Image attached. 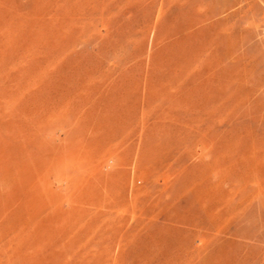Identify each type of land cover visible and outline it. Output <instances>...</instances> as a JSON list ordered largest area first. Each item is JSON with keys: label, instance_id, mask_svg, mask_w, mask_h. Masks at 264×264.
Returning a JSON list of instances; mask_svg holds the SVG:
<instances>
[{"label": "rangeland", "instance_id": "rangeland-1", "mask_svg": "<svg viewBox=\"0 0 264 264\" xmlns=\"http://www.w3.org/2000/svg\"><path fill=\"white\" fill-rule=\"evenodd\" d=\"M262 9L0 0V264H264Z\"/></svg>", "mask_w": 264, "mask_h": 264}, {"label": "bare ground", "instance_id": "bare-ground-1", "mask_svg": "<svg viewBox=\"0 0 264 264\" xmlns=\"http://www.w3.org/2000/svg\"><path fill=\"white\" fill-rule=\"evenodd\" d=\"M234 1V0H233ZM239 1V0H238ZM245 1V0H244ZM261 1V0H260ZM237 2V1H236ZM246 2H248V1H246ZM240 3V2H239ZM243 3H245V2H243ZM249 3H250V0H249ZM253 3V2H252ZM262 3H263V12H264V0H262ZM234 4V3H233ZM237 4V3H236ZM252 5V4H251ZM255 5V4H254ZM229 6V5H228ZM243 6V5H242ZM231 8V7H230ZM230 8H226V7H224L222 10H218L217 11V13L216 14H219V13H221V12H223L222 14V19H224V21H222V22H224V23H227V22H229L230 21V19H231V17H232V15L235 13H233V11L232 10H230ZM240 10H242V9H240ZM247 12V11H246ZM263 12H262V14H263ZM236 14V13H235ZM246 14V13H245ZM245 14H243V15H245ZM219 18V17H218ZM240 18V17H239ZM221 19V20H222ZM202 20V19H201ZM225 25V24H224ZM249 25V24H248ZM254 25V24H253ZM220 26V25H219ZM218 31V30H217ZM219 41V40H218ZM217 41V42H218ZM217 44V43H216ZM35 48V47H34ZM232 52V51H231ZM231 56V55H230ZM228 57V56H227ZM258 81V80H257ZM82 84V83H81ZM252 97V96H251ZM247 103V102H246ZM252 137V136H251ZM253 138V137H252ZM253 146V145H252ZM251 148V147H250ZM252 151V150H251ZM253 155V154H252ZM25 158V157H24ZM46 169V168H45ZM21 176V175H20Z\"/></svg>", "mask_w": 264, "mask_h": 264}]
</instances>
